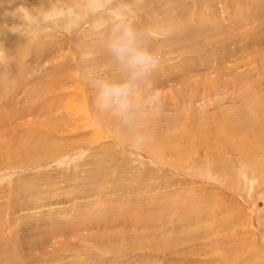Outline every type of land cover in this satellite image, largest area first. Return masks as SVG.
Masks as SVG:
<instances>
[{
	"label": "rangeland",
	"instance_id": "obj_1",
	"mask_svg": "<svg viewBox=\"0 0 264 264\" xmlns=\"http://www.w3.org/2000/svg\"><path fill=\"white\" fill-rule=\"evenodd\" d=\"M87 3L0 0V264H264V0Z\"/></svg>",
	"mask_w": 264,
	"mask_h": 264
},
{
	"label": "clouds",
	"instance_id": "obj_2",
	"mask_svg": "<svg viewBox=\"0 0 264 264\" xmlns=\"http://www.w3.org/2000/svg\"><path fill=\"white\" fill-rule=\"evenodd\" d=\"M111 0H88L85 15L94 17L92 27L101 30L106 23L113 26L114 38L110 44L112 52L134 71L143 72L156 66L157 58L141 48L136 33L126 23L130 10L124 4L110 6ZM105 17L109 19L106 21ZM114 97L120 98L123 90H111Z\"/></svg>",
	"mask_w": 264,
	"mask_h": 264
},
{
	"label": "bare ground",
	"instance_id": "obj_3",
	"mask_svg": "<svg viewBox=\"0 0 264 264\" xmlns=\"http://www.w3.org/2000/svg\"><path fill=\"white\" fill-rule=\"evenodd\" d=\"M234 146H244V143L243 142H237V144H233ZM251 145V143H249L248 147ZM252 147V146H251ZM236 148V147H235ZM250 149V148H248Z\"/></svg>",
	"mask_w": 264,
	"mask_h": 264
}]
</instances>
